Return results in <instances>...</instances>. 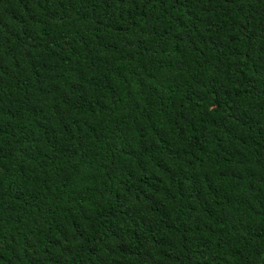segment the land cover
Returning a JSON list of instances; mask_svg holds the SVG:
<instances>
[{"label":"trees","instance_id":"16d2710c","mask_svg":"<svg viewBox=\"0 0 264 264\" xmlns=\"http://www.w3.org/2000/svg\"><path fill=\"white\" fill-rule=\"evenodd\" d=\"M0 264H264V0H0Z\"/></svg>","mask_w":264,"mask_h":264}]
</instances>
